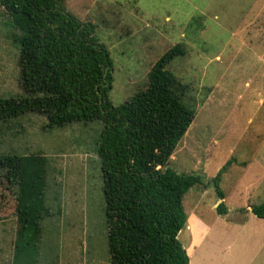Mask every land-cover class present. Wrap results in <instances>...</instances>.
Masks as SVG:
<instances>
[{"label":"rangeland","instance_id":"374dc122","mask_svg":"<svg viewBox=\"0 0 264 264\" xmlns=\"http://www.w3.org/2000/svg\"><path fill=\"white\" fill-rule=\"evenodd\" d=\"M60 5L92 24L108 52V99L114 106L146 87L147 73L161 54L183 45L185 55L168 69L188 85L185 99L196 114L168 166L199 174L206 187L195 184L183 194L187 218L177 237L189 264H264V218L250 210L264 198V61L259 58L264 36L256 32L259 26L264 30V0H62ZM5 19L0 9V97L24 94L17 84L19 44ZM46 122L31 112L0 120V153H41L50 159L45 200L51 214L41 221L37 264H109L96 154L102 122L62 128H48ZM229 159L217 181L224 193L219 199L212 177ZM220 201L223 214L216 210ZM5 220L0 237L8 241L0 243V264L9 260L16 227Z\"/></svg>","mask_w":264,"mask_h":264},{"label":"trees","instance_id":"16d2710c","mask_svg":"<svg viewBox=\"0 0 264 264\" xmlns=\"http://www.w3.org/2000/svg\"><path fill=\"white\" fill-rule=\"evenodd\" d=\"M61 1L0 0L4 24L19 44L17 84L24 93L0 97V120L28 112L45 116L48 128L100 120L96 154L109 264H189L177 237L187 218L183 194L206 184L199 174L168 166L196 114L185 99L188 85L168 69L185 49L181 43L169 47L149 69L146 87L114 106L108 99V52L94 37L93 25L69 14ZM49 162L41 153H0V221L16 224L5 264H37L41 221L51 214L45 200ZM229 163L212 177L219 199L224 193L217 181ZM216 210L225 213L223 201ZM250 210L264 218V198Z\"/></svg>","mask_w":264,"mask_h":264},{"label":"crops","instance_id":"0c3cea01","mask_svg":"<svg viewBox=\"0 0 264 264\" xmlns=\"http://www.w3.org/2000/svg\"><path fill=\"white\" fill-rule=\"evenodd\" d=\"M257 15H259L258 13H257ZM256 26V25H255ZM258 26V25H257ZM256 32L257 33H259L258 34V37L261 35V36H264V30H262L261 28H260V26L259 27H257V29H256ZM215 57H219V55H216ZM260 59H262V61H264V51L263 52H261V54H260V57H259ZM211 93H212V89L210 90L209 89V96L211 95ZM214 93V92H213ZM208 97V96H207ZM209 98V97H208ZM61 155H63V153H60ZM6 221V224L8 223V224H11L12 223V219H7V220H5ZM1 242H7V238H5V237H0V243ZM1 249V248H0Z\"/></svg>","mask_w":264,"mask_h":264}]
</instances>
